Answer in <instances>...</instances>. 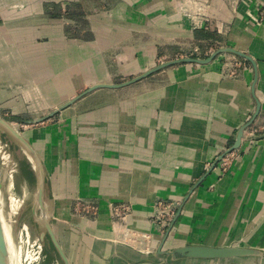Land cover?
Instances as JSON below:
<instances>
[{"label":"crops","instance_id":"0c3cea01","mask_svg":"<svg viewBox=\"0 0 264 264\" xmlns=\"http://www.w3.org/2000/svg\"><path fill=\"white\" fill-rule=\"evenodd\" d=\"M125 5L133 8L135 23L151 12L156 14L154 22L177 13L172 0H125ZM259 19L254 5L241 4L226 43L251 56L256 70L243 57L226 54L217 65L162 69L151 76L159 83L145 84L125 99L79 110L76 117L66 118L62 131L32 144L46 173L49 216L68 223L80 247L78 257L71 256L52 225L70 264H238L264 259V138L252 142L246 131L236 152L239 160L216 192L207 190L216 183L219 169H211V164L227 145L233 146L257 101L255 124L264 125V20ZM228 59L239 63L240 79L220 76L221 61ZM158 197L183 198L177 214L180 229L172 239L177 245L162 251L196 244L244 246L262 255L171 260L158 253L162 244L148 255L113 237L107 215L91 221L100 222L94 226L88 219L76 222L69 210L78 199L102 205L129 202L135 210L129 222L142 231L145 210ZM55 203L62 210L54 214ZM57 213H69V218Z\"/></svg>","mask_w":264,"mask_h":264},{"label":"rangeland","instance_id":"374dc122","mask_svg":"<svg viewBox=\"0 0 264 264\" xmlns=\"http://www.w3.org/2000/svg\"><path fill=\"white\" fill-rule=\"evenodd\" d=\"M172 3L176 14L154 22L156 14L151 12L135 23L133 8L125 5V0H0V116L9 120L31 144L46 141L48 136L62 131L66 118L76 117L77 111L96 102L125 99V95L145 84L159 83L157 77H151L157 72L119 89H97L44 121H28L59 109L93 85L125 82L168 61L207 58L219 48L232 46L226 44L227 35L232 30L234 11L241 4L254 5L259 20H264V0ZM225 54L237 56L221 53L209 64L217 65L218 58ZM221 62L220 76L241 78L240 65L229 59ZM185 64L201 65L179 63L164 69ZM246 131L252 142L264 138V125H256L255 121ZM0 139L5 143L0 142V221L7 254L11 252V260L18 264H62L49 240L39 237L40 213L38 218L32 213L37 194L33 168L6 135L0 133ZM231 147L227 145L219 154L223 157L218 160L217 156L211 164H215L213 169H219L216 183L208 186L209 192L217 191L218 183L239 160V148ZM46 199L47 211L51 213L48 192ZM15 201L20 202L17 212L12 206ZM182 203L183 198H156L145 210L146 226L142 231L133 229L129 222L135 215L134 205L129 202L102 205L95 200L78 199L69 210L76 222H94L100 214L107 215L111 228L117 225L125 229L123 241L154 255L161 244L160 248L165 249L177 245L172 239L180 229L177 214ZM52 210L54 213L62 208L55 203ZM66 215L69 218V213L56 214L62 219ZM2 221L11 234L8 237ZM93 222L94 226L99 223ZM51 224L69 254L77 258L80 247L71 226L57 217L51 218ZM238 264H264V259L242 260Z\"/></svg>","mask_w":264,"mask_h":264},{"label":"water","instance_id":"95a60500","mask_svg":"<svg viewBox=\"0 0 264 264\" xmlns=\"http://www.w3.org/2000/svg\"><path fill=\"white\" fill-rule=\"evenodd\" d=\"M221 53H231L240 57H243L245 60L252 63L254 69L256 70V62L253 60L251 56L248 54L239 51L233 47H222L216 50L207 58H193V57H185L182 59H175L172 61H168L166 63L160 64L155 68H152L140 76L127 80L121 83H100L93 85L87 88L85 91L74 97L73 99L69 100L66 104L61 106L59 109H56L46 116L41 118L35 119L33 121H28L29 123H37L44 121L47 118H50L57 114L59 111L68 108L69 106L73 105L78 99L85 96L88 93H91L97 89H119L128 85H131L141 79L152 75L153 73L158 72L161 69H164L168 66L179 64V63H196V64H209L212 62L219 54ZM257 77L252 84V90L254 91L255 83ZM260 111V103L257 101L256 109L251 117V119L244 124L236 134V139L231 147V149H237L241 145L242 138L244 136L245 130L249 127L257 118ZM0 133H3L8 137L10 141H12L25 155L26 159L31 164L35 177H36V186H37V194L34 205L32 206V213L35 217L38 218L40 213V224L41 228L39 231L40 240L44 241L45 239L49 240L50 244L55 249L60 261L62 264H70L67 255L65 254L64 250L62 249L61 245L59 244L55 232L53 230L51 224V218L49 216V212L47 211L45 205V193H46V173L44 170V166L42 161L37 154L36 150L32 146V144L19 132L13 124L0 116ZM264 137V136H263ZM223 156H219L218 160H220ZM215 164L211 166L213 169ZM159 254L168 256L171 260H179L185 258H198V259H233V258H246V257H254V256H261L262 252L255 248L244 247V246H209V245H196V244H189L186 246H181L174 248L171 251H162V248L158 250ZM0 264H10L7 254V249L5 246L3 230L0 221Z\"/></svg>","mask_w":264,"mask_h":264},{"label":"bare ground","instance_id":"6f19581e","mask_svg":"<svg viewBox=\"0 0 264 264\" xmlns=\"http://www.w3.org/2000/svg\"><path fill=\"white\" fill-rule=\"evenodd\" d=\"M0 142H2L4 145H5V143L0 139ZM10 178H11V174H10ZM11 181V185H13V181H12V178L10 179ZM23 190V189H22ZM25 191V190H24ZM12 193V192H11ZM22 193H23V191H22ZM11 195V194H10ZM16 199V198H15ZM9 200V199H8ZM10 201V200H9ZM8 201V202H9ZM14 201V200H13ZM34 205V204H33ZM12 206H14L15 208H14V210L16 211V210H18V208L20 207V202H18V201H15L14 202V205H12ZM4 207V206H3ZM10 208V207H9ZM4 210V209H3ZM10 210V209H9ZM17 212V211H16ZM2 213L4 214V212L2 211ZM2 213H1V215H2ZM10 213V212H9ZM5 216V215H4ZM65 217H67V215L65 216ZM1 218V217H0ZM5 218V217H4ZM14 218V217H13ZM2 219V218H1ZM106 219V218H105ZM3 222V228H4V230H5V233H6V236L8 237L9 235H11L10 233H9V231L7 230V228H6V225H5V223H4V221H2ZM132 222V221H131ZM7 224V223H6ZM8 224H10V223H8ZM7 224V225H8ZM99 224H100V222H99ZM12 225V224H11ZM114 227V228H113ZM113 227H112V230H113V233H114V235H115V233H116V235H115V237H117V238H122V239H124L125 240V237H126V233H125V229L123 228V227H120V226H117V225H113ZM8 231V232H7ZM10 231H12V230H10ZM27 232V231H26ZM129 234H130V232H129ZM9 241V240H8ZM12 246V245H11ZM9 250V249H8ZM11 250V249H10ZM7 253H9V252H7ZM17 255V254H16ZM17 257V256H16ZM8 259H9V263L10 264H18L19 262H15V261H12L11 260V252H10V254L8 255ZM18 259H19V257H18Z\"/></svg>","mask_w":264,"mask_h":264},{"label":"built area","instance_id":"2783aa9c","mask_svg":"<svg viewBox=\"0 0 264 264\" xmlns=\"http://www.w3.org/2000/svg\"><path fill=\"white\" fill-rule=\"evenodd\" d=\"M235 63L238 65L239 63L237 61H235ZM230 67H233L232 65H230Z\"/></svg>","mask_w":264,"mask_h":264}]
</instances>
